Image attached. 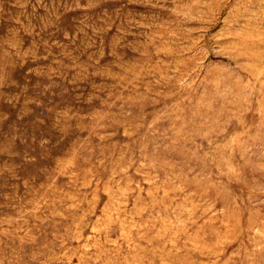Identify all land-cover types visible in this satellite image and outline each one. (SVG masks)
<instances>
[{
	"label": "rangeland",
	"instance_id": "obj_1",
	"mask_svg": "<svg viewBox=\"0 0 264 264\" xmlns=\"http://www.w3.org/2000/svg\"><path fill=\"white\" fill-rule=\"evenodd\" d=\"M0 264H264V0H0Z\"/></svg>",
	"mask_w": 264,
	"mask_h": 264
}]
</instances>
